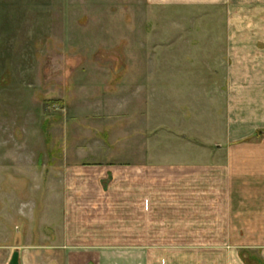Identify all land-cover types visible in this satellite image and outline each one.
<instances>
[{"label": "rangeland", "instance_id": "rangeland-1", "mask_svg": "<svg viewBox=\"0 0 264 264\" xmlns=\"http://www.w3.org/2000/svg\"><path fill=\"white\" fill-rule=\"evenodd\" d=\"M252 112L264 0H0V262L7 214L47 234L69 208L77 245L135 247L119 250L128 264L132 251L139 264H256L261 248L239 234L200 230L195 194L198 147L209 162L234 113L241 125Z\"/></svg>", "mask_w": 264, "mask_h": 264}, {"label": "crops", "instance_id": "crops-1", "mask_svg": "<svg viewBox=\"0 0 264 264\" xmlns=\"http://www.w3.org/2000/svg\"><path fill=\"white\" fill-rule=\"evenodd\" d=\"M146 1L151 6L183 8L218 5L230 7V3H235V0ZM236 116L234 113V122L232 128H229L230 135L234 138L212 150L209 162L203 161L204 156L200 155L205 152L204 146H199L196 150L197 217L200 216V211L205 213L201 217L202 221L204 218L207 221L205 228L202 226L200 229L203 232L239 234L241 242L239 240L236 242H239L238 245L243 249L261 248L260 253L263 256L257 257L256 254L252 256L255 257L256 264H264V113L252 112L251 116H242L243 124L241 125L235 122L238 120ZM61 196L68 202H73L75 199V195L73 196L69 191ZM14 215L16 219L20 218L19 221L23 220L25 227L23 231L18 229L20 227L16 225L18 220H15ZM12 216L14 219L9 220L8 218ZM70 216L72 214L68 208L66 212L53 217L54 219L49 217L47 222L44 221L53 227L48 232L49 236L45 233L46 227L43 232L39 229L40 217L39 219L34 217V219L22 209L14 210L12 215L7 214V225L10 223L7 232L15 229L13 230L15 235L7 239V257L3 258L0 264L2 262L3 264L126 263L125 257L128 259L129 256H122L119 250L135 249V247L119 244L78 243L81 245H77L71 231ZM60 225L63 227L55 229ZM57 236L62 240H55ZM45 238L48 240H44ZM130 255L129 264H139V252L132 251ZM243 264H250V262Z\"/></svg>", "mask_w": 264, "mask_h": 264}]
</instances>
